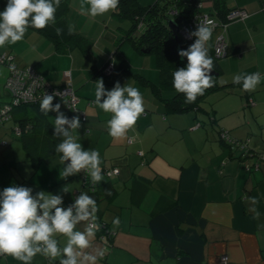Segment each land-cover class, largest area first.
<instances>
[{
  "label": "crops",
  "instance_id": "crops-1",
  "mask_svg": "<svg viewBox=\"0 0 264 264\" xmlns=\"http://www.w3.org/2000/svg\"><path fill=\"white\" fill-rule=\"evenodd\" d=\"M136 1L145 7L157 0ZM231 8H242L248 16L229 22L226 31L213 30L206 45L217 72L212 77L223 87L194 107L179 111L172 110L170 98L176 90L157 64L155 53L136 50L125 39L130 20L118 27L120 38L115 31L105 30L115 21L113 15L118 17L116 10L108 12L109 19L106 13L96 19L95 29L85 24L94 29L93 38L75 32L80 36L76 45L55 42L28 27L23 40L0 47V54H10L19 66H33L52 86L65 84L70 73L79 97L77 110L68 108L57 95L52 104L59 103V111L69 121L79 118L80 127L69 131L82 149L99 152L100 167L119 169L112 177L102 176L99 183L95 222L106 223L112 238L96 264H220L224 255L228 256L226 264H264V161L257 169L253 167L256 155L264 153V79L254 91H243L241 84L233 83V77L240 73L259 72L264 77V0H205L200 11L222 19ZM219 34L226 39L227 54L216 58L213 45ZM108 63L116 76L110 75L109 82L103 80L105 91L112 90L117 82L121 87L128 84L140 91L144 101V113L124 139L108 134L111 114L91 103L97 80L108 78L98 74ZM151 63L158 71L148 70L146 65ZM7 76V66L0 63V108L10 101L5 88ZM249 97L253 104L248 103ZM33 109L17 107L0 123V192L9 186H24L34 197L39 192L62 197L61 206L67 208L74 203L75 191L84 188L83 170L61 178L69 161L61 163L57 152L43 158L37 167L32 165L15 128L25 124L23 120ZM56 116L52 111L43 114L51 130ZM30 120L36 121L34 117ZM50 129L40 127L38 131L47 134ZM222 130L245 141L246 146L223 140ZM57 135L60 143L63 137ZM129 137L131 143L127 142ZM257 212L259 218L254 219ZM116 217L119 227L112 223ZM90 222L81 221L74 230L84 231ZM54 238L62 249L67 238ZM90 243L84 252L96 255L103 249L98 231ZM60 258L50 261L37 254L32 264H56ZM0 264L21 262L3 255Z\"/></svg>",
  "mask_w": 264,
  "mask_h": 264
},
{
  "label": "clouds",
  "instance_id": "clouds-1",
  "mask_svg": "<svg viewBox=\"0 0 264 264\" xmlns=\"http://www.w3.org/2000/svg\"><path fill=\"white\" fill-rule=\"evenodd\" d=\"M60 0H7L5 8L0 12V47L15 44L23 40L28 27L43 29L50 22L55 23V13ZM119 0H80L79 11L82 15L92 18L115 11ZM214 22L205 19L199 22L197 30L191 35L197 37L186 50L180 51L186 57V68L173 72V87L183 93L186 103H193L202 96L206 89L214 86L212 76L213 60L206 47L212 37ZM59 36L63 30L56 28ZM74 26L70 25L68 33L72 34ZM264 77L259 72L240 73L233 77V83L241 84L243 91H254ZM54 95L44 94L40 101V111L47 115L56 112L53 135H61L63 140L56 145L60 153V161L69 163L60 173L61 178L87 170L93 185L103 177L100 168V154L97 150H84L77 137L69 129L80 127L78 117L71 121L63 116L60 104H52ZM101 97H104L101 102ZM93 103L103 112L110 113L107 120L108 134L114 139H124L129 130L133 129L138 118L144 113V101L140 91L131 85L121 87L117 82L113 89L105 91L103 79H98L95 87ZM67 125L68 128L64 126ZM67 191V189H64ZM106 195L111 192L105 190ZM253 202L256 200L253 198ZM62 205V197L39 192L34 197L32 190L24 186H9L0 192V255L11 256L21 264H32L33 258L40 254L50 261L58 257L59 264H96L102 259L106 249L97 250L96 255L84 252L91 247L90 238L95 237L100 225L95 223L98 207L96 201L81 192L74 203L67 208ZM75 213V214H74ZM255 213L254 219L259 218ZM81 221H92L84 231L74 230ZM113 225L119 227L120 219L116 217ZM62 235L67 238L61 249L54 237Z\"/></svg>",
  "mask_w": 264,
  "mask_h": 264
},
{
  "label": "trees",
  "instance_id": "trees-1",
  "mask_svg": "<svg viewBox=\"0 0 264 264\" xmlns=\"http://www.w3.org/2000/svg\"><path fill=\"white\" fill-rule=\"evenodd\" d=\"M68 1L69 0H60V6L55 13V23L50 22L48 26L43 29L29 28L46 34L55 42H69L76 45L79 42L80 36L74 31L72 34L68 33L69 25L65 18L69 9ZM6 3L7 0H0V12L4 10ZM174 9L177 10V14L173 16L170 11ZM197 10L195 0H157L145 7L140 6L136 0H119V7L116 9V15L119 18L130 20L129 31L125 39L129 40L136 50H141L143 45L150 47L151 52L155 53L156 62L161 67V71L165 72V74L169 76H167L168 79L170 78L173 82V72L178 69L186 68L187 59L179 55L180 51L178 50L177 40L168 26V20L173 17L180 25L188 21ZM56 28H61L63 30L61 35L58 36L56 34ZM178 38L182 46L181 51H184L188 44L192 45L194 41V38L190 41L183 40L179 36ZM98 74L101 75L102 71H99ZM110 75L104 76L108 78L103 80L109 82V76L110 78L116 76V72H114V74L112 72ZM212 79L214 81V86L206 89L204 94L198 96L193 103H186L184 94L175 92L170 98L172 110L179 111L194 107L210 92L223 87V85L216 82L215 77H212ZM39 103L17 106L34 107L31 114L23 120L25 124L20 127L21 133L17 136L26 149L30 162L34 167H37L43 158L56 152L55 149L58 144V135L54 136L52 134L50 136V132H54V130H51L48 122L43 120V114L38 109ZM31 117H34L36 121H31ZM40 127L43 129H50V132L44 134V131H38ZM30 128L32 129L31 131ZM105 178L107 179V177ZM100 182H102V180ZM100 182L96 184L97 186H94L93 191L88 192V195L95 201L100 195ZM62 258L63 257L60 259ZM60 259L56 261V264H59Z\"/></svg>",
  "mask_w": 264,
  "mask_h": 264
},
{
  "label": "built area",
  "instance_id": "built-area-1",
  "mask_svg": "<svg viewBox=\"0 0 264 264\" xmlns=\"http://www.w3.org/2000/svg\"><path fill=\"white\" fill-rule=\"evenodd\" d=\"M205 0H195L197 11L195 14L186 22L178 24V36L186 41L193 39V30L198 27L199 22H203L206 18L211 19L214 22L213 30L219 28L222 31H226L228 23L234 20L244 19L248 16L246 10L242 8H231L223 16L222 19H217L216 16L211 12L200 11ZM171 15H176L177 10H171ZM173 18V17H172ZM226 39L223 34H219L213 45V52L216 58L224 57L227 54L226 50ZM0 63L5 64L8 68V76L5 81V88L10 94V101L5 103L0 108V123L7 121L11 117V111L14 107L22 104H36L39 103L44 94L56 93L57 96L63 98L66 102L68 108L77 110V103L79 97L72 87L70 82V73H67L68 81L61 86H52L43 80V77L34 69L31 65L19 66L13 61V57L8 53L0 54ZM102 74L110 75L113 72V67L111 63L106 64L102 68ZM93 103V102H91ZM248 103L253 104L254 101L251 97L248 98ZM15 131L17 134L21 133V128L16 127ZM220 137L226 140L232 145L244 148L246 142L239 141L232 138L227 131H220ZM128 143L132 142V138L129 137ZM1 144H4L2 141ZM139 155H143L141 151L138 152ZM257 161L253 164V167L257 169L261 161H264V153L257 154ZM102 172L101 175L107 178L118 174L119 169L117 167L113 168H103L100 167ZM249 168V165H247ZM83 189L77 190L74 193V201L81 194V192L88 195L89 191H93L94 186L91 177L89 176L87 170H83L82 174ZM92 223V222H90ZM89 223V224H90ZM100 225L98 231V238L103 243V248L107 249L109 246V241L112 238V231L109 230L106 223L102 221L95 222ZM3 255H0V257ZM228 261V256L224 255L221 257L220 264H226Z\"/></svg>",
  "mask_w": 264,
  "mask_h": 264
},
{
  "label": "rangeland",
  "instance_id": "rangeland-1",
  "mask_svg": "<svg viewBox=\"0 0 264 264\" xmlns=\"http://www.w3.org/2000/svg\"><path fill=\"white\" fill-rule=\"evenodd\" d=\"M69 9L66 13V20L67 23H69V25L74 26V32L77 33H81L83 35H87L90 36L91 38H93L94 36V29L95 26L98 25V21L96 19L100 18L103 15H99L96 16L95 18H92L88 15H82L79 11V4H80V0H69ZM204 3V2H203ZM107 14V18L109 19V17L111 16L109 13V17H108V13ZM104 14V15H106ZM113 19L115 20L114 22H110L108 24V28H105V30L108 31V33H112V31H115L118 34V38H120L122 36L121 31L118 29V27L122 24V23H126L128 25V20L127 19H123V18H118L115 15H113ZM94 25V29L88 28L87 25ZM107 22L105 21V23L102 24L103 27H106ZM99 32V31H98ZM123 43H129V41H124ZM119 44V42H118ZM113 51V50H111ZM152 54V53H151ZM148 57L153 59V54H147ZM146 67L148 68V70H156V68L153 66V64L151 63V65H146ZM158 71V70H156ZM168 88V87H166Z\"/></svg>",
  "mask_w": 264,
  "mask_h": 264
},
{
  "label": "water",
  "instance_id": "water-1",
  "mask_svg": "<svg viewBox=\"0 0 264 264\" xmlns=\"http://www.w3.org/2000/svg\"><path fill=\"white\" fill-rule=\"evenodd\" d=\"M168 26L170 27V29L172 30L173 34L176 37L178 50L181 51V42H180V39L178 38V28H179L178 23L176 22V20L174 18H171L168 20ZM189 47H190V45L186 46L184 51H186ZM141 51L142 52H148V51H150V47L143 45L141 47ZM209 75H211V76L217 75V72L214 69H212L210 71Z\"/></svg>",
  "mask_w": 264,
  "mask_h": 264
}]
</instances>
